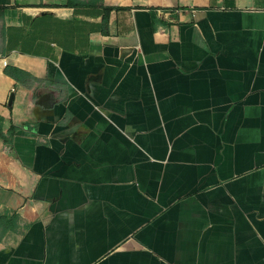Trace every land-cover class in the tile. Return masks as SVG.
<instances>
[{
	"label": "crops",
	"instance_id": "0c3cea01",
	"mask_svg": "<svg viewBox=\"0 0 264 264\" xmlns=\"http://www.w3.org/2000/svg\"><path fill=\"white\" fill-rule=\"evenodd\" d=\"M0 264H264V0H0Z\"/></svg>",
	"mask_w": 264,
	"mask_h": 264
},
{
	"label": "water",
	"instance_id": "95a60500",
	"mask_svg": "<svg viewBox=\"0 0 264 264\" xmlns=\"http://www.w3.org/2000/svg\"><path fill=\"white\" fill-rule=\"evenodd\" d=\"M11 102H12V97H11V99H10V104H11Z\"/></svg>",
	"mask_w": 264,
	"mask_h": 264
},
{
	"label": "trees",
	"instance_id": "16d2710c",
	"mask_svg": "<svg viewBox=\"0 0 264 264\" xmlns=\"http://www.w3.org/2000/svg\"><path fill=\"white\" fill-rule=\"evenodd\" d=\"M13 132H11V134H12Z\"/></svg>",
	"mask_w": 264,
	"mask_h": 264
}]
</instances>
